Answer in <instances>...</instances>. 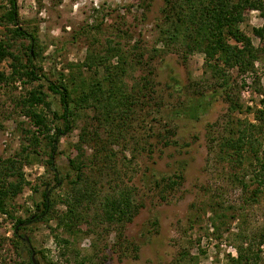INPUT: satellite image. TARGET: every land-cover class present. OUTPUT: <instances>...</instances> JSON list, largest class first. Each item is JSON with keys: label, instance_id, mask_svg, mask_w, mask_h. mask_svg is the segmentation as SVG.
Here are the masks:
<instances>
[{"label": "rangeland", "instance_id": "obj_1", "mask_svg": "<svg viewBox=\"0 0 264 264\" xmlns=\"http://www.w3.org/2000/svg\"><path fill=\"white\" fill-rule=\"evenodd\" d=\"M16 2L19 25L28 31H35L36 49L41 54L34 63L41 78L33 84H23L18 80L9 84L0 83V156L16 155L27 143L23 130L30 129L31 122L15 108V101L29 88L41 83L47 100L52 102V108L58 109V95L48 89L46 80L56 81L63 75V83L69 87L73 85L70 82L77 73L83 74L88 83L95 79L103 80L105 70L102 65L87 66L93 55L106 58L112 72H116L117 76L122 75L127 91L136 83H142L143 77H151L152 90L161 93L168 106L165 109L166 118L156 117L152 110V115L146 116L147 119L139 126L136 125V139L143 141L144 130L149 136L148 142L138 147V151L134 147H111L115 171L113 174L109 171V177L113 180H103V186L99 187L102 195L107 189L110 191L109 187L115 183L134 189L132 198L138 204L141 202L142 206L134 219L124 226L121 237L138 243L139 249L135 251L130 248L122 253L116 240V226L102 230L104 226H98L89 217L90 222L79 225L83 232L72 239L61 228H55L57 221L50 216L19 229L21 236L29 238L26 245H31L38 264H81V257L87 258L86 262L93 259L94 264L102 261V264H238L234 261L238 258V247L242 245L247 248L249 237L264 230V192L257 201L249 200V191L255 187L254 183L249 184V160L244 159L242 165H236L218 152V135L225 136L229 132V129L223 130L224 120L229 114L225 100L219 96L204 113L197 112L192 117L187 114L190 97L198 96L191 86H198L199 82L200 87L209 89L212 84L204 80L202 53L185 54L181 48L167 47L159 41L164 1ZM8 7V0H0V14ZM262 22L259 12L253 10L246 14L239 26L251 37L255 46H258L259 40L252 29ZM4 32V27L0 25V38ZM110 47L120 50L107 53ZM135 54L143 55V63L129 65L125 58L136 61ZM254 68L255 74L250 76L240 75L236 69L230 71L237 98L243 105V110L229 114L235 123L238 119L258 124L254 111L264 109L261 102L264 99V53L255 60ZM121 70L124 73L121 74ZM0 71L9 74L8 59L0 64ZM174 79L181 88H185L183 91L188 97V100L185 98L186 104L181 103L185 101L183 96L177 97L168 86L174 85ZM83 89L87 90V85L79 88L73 96H81ZM245 106L251 107V112L245 111ZM78 110L74 128L60 138L54 155V162L60 170L59 177L62 178L67 173L74 177L68 157L77 154L75 146L79 143L81 127L86 123L93 128L97 126L96 111L92 105ZM174 110L184 113L174 116ZM169 113L175 117V122L169 119ZM48 115L52 117L50 113ZM169 124H174L171 132L166 130ZM97 130L101 139H109L106 128ZM157 134L161 136L157 138ZM45 143L46 140L40 138L37 155L34 154L30 163L22 167L28 185L7 201V209L12 217L25 219L33 215L36 210L34 202L41 199L39 190L44 187L43 182L49 180L50 185H54L52 169L48 168L46 162L49 147ZM91 145L82 146L81 158L85 163H89L88 159L93 153ZM179 162L185 164L183 179L170 193L164 194L165 199L161 198L158 190L164 187L156 189L148 185L144 181V174L149 175L151 171L171 174L176 171ZM236 176L244 178L242 184L234 180ZM243 184L247 185V190L242 187ZM64 185L54 186L50 196L62 194ZM33 186L38 187V191H34ZM55 208L60 211L64 206L58 204ZM13 224L14 220L0 214V264H29L25 250L22 253L24 259L17 255L20 247L14 241ZM54 234L70 242L64 245L56 240ZM259 249L261 257H264V244L259 245ZM182 250L187 252V257L176 263Z\"/></svg>", "mask_w": 264, "mask_h": 264}, {"label": "trees", "instance_id": "obj_2", "mask_svg": "<svg viewBox=\"0 0 264 264\" xmlns=\"http://www.w3.org/2000/svg\"><path fill=\"white\" fill-rule=\"evenodd\" d=\"M163 1L159 41L167 47L177 46L185 54L202 53L204 55L203 74L206 75L204 80L212 84L209 89L200 87L199 82L198 86H191L193 91L196 90L195 95L198 96L190 97L187 114L192 117L197 112L204 113L219 96L228 104L229 114L236 110H243V105L237 98L230 71L236 69L240 75L255 74L254 62L260 58L261 53H264V0ZM8 2L9 7L0 14V25L5 30L0 38V64L8 59L10 72L6 75L0 71V83L9 84L18 80L23 84H33L41 78L37 75L34 63L41 54L36 49L35 31H28L19 25L17 2L16 0H8ZM253 10L258 11L263 20L260 26L252 29L253 35L259 40L258 46H255L251 37L239 27L246 14ZM113 50L118 52L120 49L110 47L107 53ZM135 57H137L136 61L133 58L130 61L125 58V61L129 65L143 63L142 54ZM98 65L104 67L103 80L95 79L92 83H88L80 73L72 74L75 78L70 82L73 84L71 87L63 83V75H60L56 81L49 78L46 80L48 89L58 95V109L52 108V102L47 100V94L43 91L41 83L29 88L14 103L19 113L29 118L31 128L23 130L27 143L23 145L20 152L9 157L0 156V214L14 220V241L20 247L17 255L24 259L22 253L25 250L29 264H33L31 260L33 250L28 244L26 245L27 241L19 234V229L33 221L46 220L50 216L57 221L55 228H61L72 239L83 232L79 228L82 222L92 221L98 226H104L102 230L116 226V240L119 241L122 253L130 248L135 251L139 249L138 243L121 237L124 226L134 219L142 206L141 202L138 204L132 198L134 189L121 187L115 183L113 187H109L110 191L107 189V192L102 195L99 187L103 186V180L105 182L113 180L109 177V171L112 174L115 171L113 169L115 165L111 161L114 156L111 147L115 145L122 148L134 147L138 151V147L143 146L149 136L143 129V141L140 138L136 139L135 134L138 128L136 125L139 126L147 119L146 116L152 115V110L157 114L156 117L166 118L165 109L167 110L168 106L164 103L161 93L152 90L154 85L151 77H143L142 83H136L137 85L130 87L127 91L124 88L122 75L117 76L116 72H112L110 64L106 63V58L93 55L87 66L92 68ZM95 70L97 71L96 68ZM122 73L124 70H121ZM86 85L87 90H81V96H73V93ZM168 86L177 97L183 96L188 100L183 91L185 88H181L178 81L175 80L173 86L172 84ZM261 102L264 105V99H261ZM181 103L186 104V99ZM85 105H92L95 109L97 126L93 128L85 122L86 124L81 127L79 143L75 146L78 150L77 154L68 157V164L71 166L74 177H70V173H67L64 178L59 177L60 170L54 162L58 142L62 136L72 131L79 115L78 109H84ZM244 110L251 112L252 109L245 106ZM172 112L174 116H182L184 113L182 110ZM48 113L52 115L51 118ZM229 114L223 126V130L229 129V132L225 136L218 135V152L228 161L229 159L234 161L236 165H242L244 159L249 160V184L254 183L255 187L249 191L248 199L255 202L264 192V109L254 111V118L259 121L258 124L241 122L238 119L235 123ZM169 115V119L175 122L172 113ZM173 125L169 124L166 130L173 131ZM100 127L107 129L109 139H101L97 130ZM160 136L161 134H157V138ZM40 138L45 139V145L49 147V157L46 162L48 168L52 169L54 185H50L49 180L44 181V187L39 190L41 199L34 202L35 213L25 219L15 218L7 209V201L20 193L23 186L28 185L22 167L30 163L34 154L37 155L36 148L40 146ZM90 143H92L93 153L88 159L89 163H85L81 158L82 146H89ZM184 168L185 164L179 162L176 171L171 174L151 171L149 175L144 174V181L156 189L163 186L164 188L158 192L161 198L165 199L164 194L170 193V190L177 186L178 181L183 179ZM234 180L242 184L244 178L236 176ZM62 184H65L63 193L51 197L52 188ZM242 187L247 190L246 184ZM32 188L38 191V187ZM58 204H62L64 209L57 211L55 206ZM90 211L92 212L89 213ZM89 229L92 232L95 231L91 228L87 230ZM52 231L54 233V229ZM54 236L64 245L70 242L58 235L54 234ZM249 241L247 248H243L242 245L238 247V258L234 261L238 264L241 262L263 264L264 257H261L259 245L264 244V230L249 237ZM186 257L187 252L182 250L181 257L176 263ZM86 260L87 258L81 257V264H94L93 259L87 262ZM102 263L103 261L100 262Z\"/></svg>", "mask_w": 264, "mask_h": 264}, {"label": "water", "instance_id": "obj_3", "mask_svg": "<svg viewBox=\"0 0 264 264\" xmlns=\"http://www.w3.org/2000/svg\"><path fill=\"white\" fill-rule=\"evenodd\" d=\"M27 240L29 241V238L27 237ZM29 247H31V245H29ZM31 260L33 264H38V262L36 261L35 257H34V253H32L31 255Z\"/></svg>", "mask_w": 264, "mask_h": 264}, {"label": "flooded vegetation", "instance_id": "obj_4", "mask_svg": "<svg viewBox=\"0 0 264 264\" xmlns=\"http://www.w3.org/2000/svg\"><path fill=\"white\" fill-rule=\"evenodd\" d=\"M22 238H23L25 241L28 242V240H27V236H23Z\"/></svg>", "mask_w": 264, "mask_h": 264}]
</instances>
